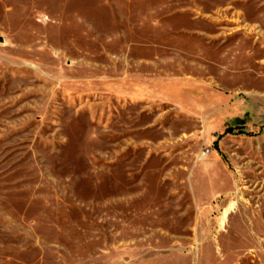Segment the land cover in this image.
<instances>
[{
    "label": "rangeland",
    "instance_id": "rangeland-1",
    "mask_svg": "<svg viewBox=\"0 0 264 264\" xmlns=\"http://www.w3.org/2000/svg\"><path fill=\"white\" fill-rule=\"evenodd\" d=\"M0 264H264V0H0Z\"/></svg>",
    "mask_w": 264,
    "mask_h": 264
},
{
    "label": "trees",
    "instance_id": "trees-1",
    "mask_svg": "<svg viewBox=\"0 0 264 264\" xmlns=\"http://www.w3.org/2000/svg\"><path fill=\"white\" fill-rule=\"evenodd\" d=\"M231 132V130H228V132L227 133H230Z\"/></svg>",
    "mask_w": 264,
    "mask_h": 264
}]
</instances>
